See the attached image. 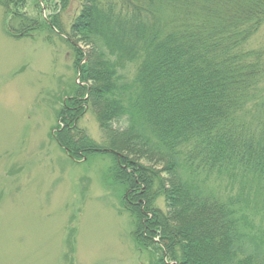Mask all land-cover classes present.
<instances>
[{
    "label": "trees",
    "instance_id": "obj_1",
    "mask_svg": "<svg viewBox=\"0 0 264 264\" xmlns=\"http://www.w3.org/2000/svg\"><path fill=\"white\" fill-rule=\"evenodd\" d=\"M26 1L0 0L9 35L64 32L57 14H19ZM80 7L67 38L92 84L65 100L55 143L73 161L112 158L134 241L161 252L160 264H264V225L249 214L264 206V53L248 49L264 0ZM89 107L103 145L77 129Z\"/></svg>",
    "mask_w": 264,
    "mask_h": 264
},
{
    "label": "rangeland",
    "instance_id": "obj_2",
    "mask_svg": "<svg viewBox=\"0 0 264 264\" xmlns=\"http://www.w3.org/2000/svg\"><path fill=\"white\" fill-rule=\"evenodd\" d=\"M26 2L19 14H57L64 32L12 37L13 17L0 5V264H160L161 252L134 241L135 220L111 175L112 158L96 153L73 161L54 140L65 100L92 84L81 69L86 59L78 63L67 38L80 0L64 8L60 0ZM248 49L264 53V25ZM77 129L104 144L90 107ZM262 201L258 212L251 203L249 214L264 225ZM157 206L165 210L162 199Z\"/></svg>",
    "mask_w": 264,
    "mask_h": 264
}]
</instances>
